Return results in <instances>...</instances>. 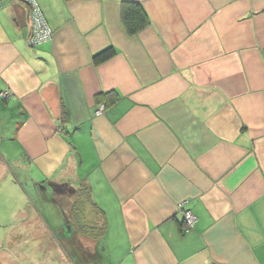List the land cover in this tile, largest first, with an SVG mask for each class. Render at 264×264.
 Returning <instances> with one entry per match:
<instances>
[{"label":"crops","instance_id":"1","mask_svg":"<svg viewBox=\"0 0 264 264\" xmlns=\"http://www.w3.org/2000/svg\"><path fill=\"white\" fill-rule=\"evenodd\" d=\"M34 1L29 48L0 0V264H264V0H129L136 34L128 0Z\"/></svg>","mask_w":264,"mask_h":264},{"label":"built area","instance_id":"2","mask_svg":"<svg viewBox=\"0 0 264 264\" xmlns=\"http://www.w3.org/2000/svg\"><path fill=\"white\" fill-rule=\"evenodd\" d=\"M30 4L29 18L30 28L26 42L33 47L41 42L48 40L51 36V29L48 27L41 10L34 0H21ZM28 4V5H29ZM2 98L6 97V92H2ZM105 110V104L100 102L94 112L95 115H100ZM184 202L178 204V209L182 212L181 231L186 233L194 227L196 216L190 209L183 208Z\"/></svg>","mask_w":264,"mask_h":264},{"label":"trees","instance_id":"3","mask_svg":"<svg viewBox=\"0 0 264 264\" xmlns=\"http://www.w3.org/2000/svg\"><path fill=\"white\" fill-rule=\"evenodd\" d=\"M122 25L129 34H136L149 24V18L138 2L123 1L120 11ZM115 55V49L109 46L98 53L94 54L92 61L94 64H100ZM101 102V101H100Z\"/></svg>","mask_w":264,"mask_h":264},{"label":"rangeland","instance_id":"4","mask_svg":"<svg viewBox=\"0 0 264 264\" xmlns=\"http://www.w3.org/2000/svg\"><path fill=\"white\" fill-rule=\"evenodd\" d=\"M24 3H26V2H24ZM27 4V3H26ZM29 4V3H28ZM27 4V5H28ZM29 6V11H30V4L28 5ZM29 19V25H30V18H28ZM30 28V27H29ZM28 33H29V30H28ZM27 36H28V34H27ZM27 36H26V38L24 39V41H25V43H26V45L29 47V48H32L31 46H29L28 45V43L26 42V40H27ZM34 47V46H33Z\"/></svg>","mask_w":264,"mask_h":264}]
</instances>
